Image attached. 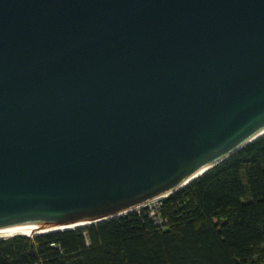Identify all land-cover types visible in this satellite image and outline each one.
<instances>
[{
  "label": "water",
  "instance_id": "obj_1",
  "mask_svg": "<svg viewBox=\"0 0 264 264\" xmlns=\"http://www.w3.org/2000/svg\"><path fill=\"white\" fill-rule=\"evenodd\" d=\"M262 136L264 0H0V229L131 213Z\"/></svg>",
  "mask_w": 264,
  "mask_h": 264
},
{
  "label": "trees",
  "instance_id": "obj_2",
  "mask_svg": "<svg viewBox=\"0 0 264 264\" xmlns=\"http://www.w3.org/2000/svg\"><path fill=\"white\" fill-rule=\"evenodd\" d=\"M148 209L0 237V264H264V136Z\"/></svg>",
  "mask_w": 264,
  "mask_h": 264
},
{
  "label": "bare ground",
  "instance_id": "obj_3",
  "mask_svg": "<svg viewBox=\"0 0 264 264\" xmlns=\"http://www.w3.org/2000/svg\"><path fill=\"white\" fill-rule=\"evenodd\" d=\"M66 227H75V226L74 225L54 226V227H49V228H38V226H35V225L17 226V227L0 229V237L10 238V237H14L17 235L35 236V234L47 233L49 231H53L56 229H64Z\"/></svg>",
  "mask_w": 264,
  "mask_h": 264
},
{
  "label": "built area",
  "instance_id": "obj_4",
  "mask_svg": "<svg viewBox=\"0 0 264 264\" xmlns=\"http://www.w3.org/2000/svg\"><path fill=\"white\" fill-rule=\"evenodd\" d=\"M160 200H155V201L149 202L147 205H145L142 208L146 207L148 209L149 215L153 218L155 223H157L159 225H164L166 220L159 214V209L161 206ZM156 202H158V203L156 204ZM142 208H139L137 210L140 211V209H142Z\"/></svg>",
  "mask_w": 264,
  "mask_h": 264
},
{
  "label": "rangeland",
  "instance_id": "obj_5",
  "mask_svg": "<svg viewBox=\"0 0 264 264\" xmlns=\"http://www.w3.org/2000/svg\"><path fill=\"white\" fill-rule=\"evenodd\" d=\"M158 202H156V204H157Z\"/></svg>",
  "mask_w": 264,
  "mask_h": 264
}]
</instances>
